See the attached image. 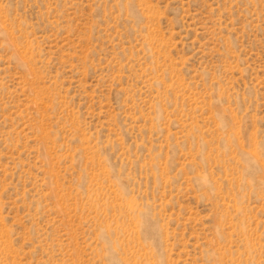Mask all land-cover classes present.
<instances>
[{"label":"rangeland","instance_id":"rangeland-1","mask_svg":"<svg viewBox=\"0 0 264 264\" xmlns=\"http://www.w3.org/2000/svg\"><path fill=\"white\" fill-rule=\"evenodd\" d=\"M0 264H264V0H0Z\"/></svg>","mask_w":264,"mask_h":264}]
</instances>
